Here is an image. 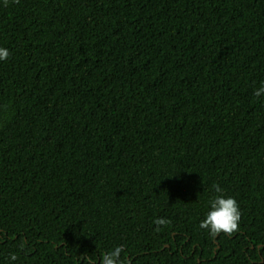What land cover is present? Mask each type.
Listing matches in <instances>:
<instances>
[{"label":"trees","instance_id":"1","mask_svg":"<svg viewBox=\"0 0 264 264\" xmlns=\"http://www.w3.org/2000/svg\"><path fill=\"white\" fill-rule=\"evenodd\" d=\"M0 47V264H264V0H0Z\"/></svg>","mask_w":264,"mask_h":264},{"label":"clouds","instance_id":"2","mask_svg":"<svg viewBox=\"0 0 264 264\" xmlns=\"http://www.w3.org/2000/svg\"><path fill=\"white\" fill-rule=\"evenodd\" d=\"M6 3L7 0H4ZM9 57V50L0 47V61H5ZM255 97L264 96V81L254 90ZM173 176L178 177V174ZM211 191L215 195L211 196L207 201V208L204 218L200 221L199 227L206 230L210 236H216L219 233H232L238 227L240 220V208L237 200L234 197L224 194V189L216 183L211 185ZM153 223L156 225V231H160L161 227L167 226L170 221L163 217L154 219ZM122 247L117 245L114 248L106 251L100 258L99 264H122L121 252ZM14 261L15 255L11 257ZM87 264H97V258L93 256L85 257Z\"/></svg>","mask_w":264,"mask_h":264}]
</instances>
